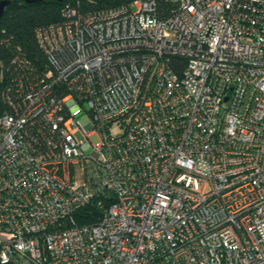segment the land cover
<instances>
[{
  "label": "built area",
  "instance_id": "1",
  "mask_svg": "<svg viewBox=\"0 0 264 264\" xmlns=\"http://www.w3.org/2000/svg\"><path fill=\"white\" fill-rule=\"evenodd\" d=\"M131 5L0 62V264H264V0Z\"/></svg>",
  "mask_w": 264,
  "mask_h": 264
},
{
  "label": "trees",
  "instance_id": "2",
  "mask_svg": "<svg viewBox=\"0 0 264 264\" xmlns=\"http://www.w3.org/2000/svg\"><path fill=\"white\" fill-rule=\"evenodd\" d=\"M133 1L135 0H8L0 17V62L4 70V83L15 72H20V68L11 63L16 56L22 61L27 60L28 65L34 69L45 66L46 61L35 39V29L62 21L66 7L90 12L116 5L130 6ZM179 2L180 0H155L156 14L159 17L170 16L178 9ZM82 213L87 215L79 218ZM76 216L80 222H92L98 218L99 211L90 204L77 212Z\"/></svg>",
  "mask_w": 264,
  "mask_h": 264
},
{
  "label": "water",
  "instance_id": "3",
  "mask_svg": "<svg viewBox=\"0 0 264 264\" xmlns=\"http://www.w3.org/2000/svg\"><path fill=\"white\" fill-rule=\"evenodd\" d=\"M28 1H32V0H28ZM7 4H8V0H1V1H0V17H1L2 14L4 13Z\"/></svg>",
  "mask_w": 264,
  "mask_h": 264
},
{
  "label": "rangeland",
  "instance_id": "4",
  "mask_svg": "<svg viewBox=\"0 0 264 264\" xmlns=\"http://www.w3.org/2000/svg\"><path fill=\"white\" fill-rule=\"evenodd\" d=\"M130 9H131V10H134V7L131 5V6H130ZM78 137H80V138H81V135H79ZM90 140H91V141H92V143H94V144L98 142V139H97V137H96V136H94V135L90 137Z\"/></svg>",
  "mask_w": 264,
  "mask_h": 264
}]
</instances>
